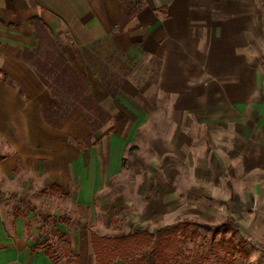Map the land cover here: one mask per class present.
<instances>
[{
	"label": "crops",
	"instance_id": "0c3cea01",
	"mask_svg": "<svg viewBox=\"0 0 264 264\" xmlns=\"http://www.w3.org/2000/svg\"><path fill=\"white\" fill-rule=\"evenodd\" d=\"M63 63L109 115L94 131L78 102L59 125L43 113ZM141 135L165 166L223 183L227 218L264 247V0H0V264H54L5 211L9 184L88 200Z\"/></svg>",
	"mask_w": 264,
	"mask_h": 264
},
{
	"label": "rangeland",
	"instance_id": "374dc122",
	"mask_svg": "<svg viewBox=\"0 0 264 264\" xmlns=\"http://www.w3.org/2000/svg\"><path fill=\"white\" fill-rule=\"evenodd\" d=\"M141 138L127 144L119 171L92 198H77L74 186L66 191L46 187L39 192L35 183L30 189L36 191L21 201L17 198L20 183L13 182L3 201L5 211L26 215L31 226L29 238L40 249L54 244L47 248L54 264H93L86 245L90 229L99 235L122 236L138 229L155 232L178 219L220 224L229 217L223 183L198 181L187 174L189 168L165 166L162 157L155 160L158 155L148 137ZM246 230L231 237L239 250L234 255L219 251L216 257L210 253L204 245L208 233L202 229L197 240L184 239L182 249L205 247L206 259L201 264H264V247L253 245V231ZM226 236H217V241ZM143 252L151 260L148 251Z\"/></svg>",
	"mask_w": 264,
	"mask_h": 264
},
{
	"label": "trees",
	"instance_id": "16d2710c",
	"mask_svg": "<svg viewBox=\"0 0 264 264\" xmlns=\"http://www.w3.org/2000/svg\"><path fill=\"white\" fill-rule=\"evenodd\" d=\"M49 75L50 81L46 80V83L51 90V98L43 104V113L47 116L46 110L49 109L52 110V115L54 112L55 115L62 112L60 117L50 119L47 116L49 122L59 125L65 111L76 102L93 109V117L91 116L86 121L93 131L107 121L109 115L92 99L79 77L67 64L63 63L60 71L52 70ZM65 79H71L72 86L58 85L59 80ZM118 83L117 80L111 85L107 84L111 95L116 93ZM66 99L72 102L68 103ZM237 227V223L231 218H227L220 224L180 219L155 232L135 230L122 236H107L91 231V247L95 256V264H113L115 260H121L125 264H201L200 262L206 259L205 247L200 248L194 245L192 250L186 252L182 249L183 240H197L200 237L199 230L202 229L208 233L204 245H207L210 253L216 257L219 251L225 255H234L239 250L231 237L238 234ZM223 235L228 237L217 241V236L222 237ZM145 250L148 251L151 260L145 256L143 252ZM220 262H224V258H221Z\"/></svg>",
	"mask_w": 264,
	"mask_h": 264
}]
</instances>
